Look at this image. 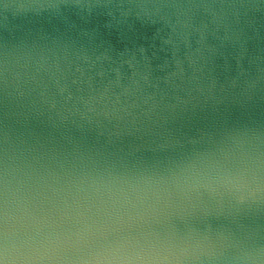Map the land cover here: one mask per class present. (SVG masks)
Wrapping results in <instances>:
<instances>
[{
	"label": "water",
	"instance_id": "1",
	"mask_svg": "<svg viewBox=\"0 0 264 264\" xmlns=\"http://www.w3.org/2000/svg\"><path fill=\"white\" fill-rule=\"evenodd\" d=\"M0 264H264V0H0Z\"/></svg>",
	"mask_w": 264,
	"mask_h": 264
}]
</instances>
